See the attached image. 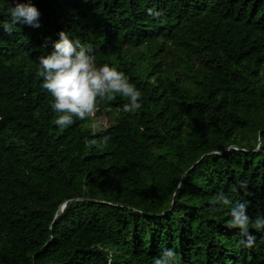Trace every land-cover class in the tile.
<instances>
[{"label": "trees", "instance_id": "1", "mask_svg": "<svg viewBox=\"0 0 264 264\" xmlns=\"http://www.w3.org/2000/svg\"><path fill=\"white\" fill-rule=\"evenodd\" d=\"M16 2L0 0V264H154L168 249L175 264H264V0H18L40 27L9 35ZM61 31L142 107L116 94L57 126L37 73ZM218 193L247 204L251 247Z\"/></svg>", "mask_w": 264, "mask_h": 264}, {"label": "clouds", "instance_id": "2", "mask_svg": "<svg viewBox=\"0 0 264 264\" xmlns=\"http://www.w3.org/2000/svg\"><path fill=\"white\" fill-rule=\"evenodd\" d=\"M8 12L11 22H3V31L9 35L18 24L40 27L41 14L30 2L20 3L17 0L14 7H9ZM91 52V46L85 48L79 39L72 41L67 33L61 31L59 40L53 43V51L38 58L37 74L43 80L41 87L53 97L51 107L57 113L54 123L61 129L73 125L76 119L85 120L94 116L99 104L114 99L116 94L129 100V103L123 106V112L135 113L142 107V93L129 82L125 73L108 64L98 67ZM239 189L246 190L247 184L241 182L238 186H233L231 191L236 192ZM212 203L225 208L230 206L231 219L227 226L238 229L246 238L245 247H251L255 237L249 232L250 217L247 214V204L233 205L232 200L224 193L215 195ZM254 226L257 230L264 229V217L257 216ZM176 259V253L168 249L155 259L154 264H175Z\"/></svg>", "mask_w": 264, "mask_h": 264}, {"label": "water", "instance_id": "3", "mask_svg": "<svg viewBox=\"0 0 264 264\" xmlns=\"http://www.w3.org/2000/svg\"><path fill=\"white\" fill-rule=\"evenodd\" d=\"M64 205H65V204H63V205L61 206V209L64 207Z\"/></svg>", "mask_w": 264, "mask_h": 264}, {"label": "rangeland", "instance_id": "4", "mask_svg": "<svg viewBox=\"0 0 264 264\" xmlns=\"http://www.w3.org/2000/svg\"><path fill=\"white\" fill-rule=\"evenodd\" d=\"M105 121V120H104ZM106 122V121H105Z\"/></svg>", "mask_w": 264, "mask_h": 264}]
</instances>
